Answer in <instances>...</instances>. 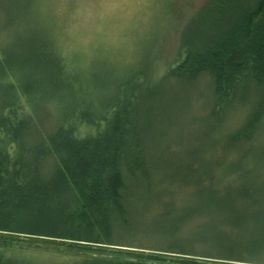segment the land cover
I'll use <instances>...</instances> for the list:
<instances>
[{"label":"trees","instance_id":"1","mask_svg":"<svg viewBox=\"0 0 264 264\" xmlns=\"http://www.w3.org/2000/svg\"><path fill=\"white\" fill-rule=\"evenodd\" d=\"M206 1L184 25L179 51L184 58L168 70V75L189 82L201 75L211 79L213 100L209 114L215 123L234 105L250 100L251 107L241 126L225 141L233 144L250 140L264 117V0ZM41 41L38 46L31 43L24 48L25 59L17 63L19 69L23 63L31 69L33 62L34 72L42 73L51 87L64 73L52 46ZM13 63L5 52H0V76L7 74L11 78ZM20 75L23 79L22 70ZM26 78L19 84H8L0 93V108L5 111L0 114V235L118 244L113 242L115 227L128 224L127 207L134 189L141 192L150 188L146 149L151 129L147 121L151 107L148 98L152 91L142 90L147 84L132 86L125 96L121 93L120 100L114 97L109 103H100L101 115L91 112L85 104L78 110L79 120L95 125L92 132L81 134L74 121H63L49 135L28 142L29 122L25 116L32 113L23 105L18 107L13 99H17L16 93L19 99L34 105L32 96L40 98L43 90L34 74ZM51 88L56 90V85ZM205 164L186 165L181 169L184 176L174 173L179 171V165L175 166L172 173H167L168 179L179 175V182H186L188 174L202 172ZM242 164L241 160L234 161L230 170L220 171L221 178L215 182V174L203 173L204 178L201 174L196 185L198 200L182 207L169 224L176 228L191 215L205 214L216 220L213 226L230 225L235 235L232 242L209 231L211 235L206 237L214 245V252L198 251L193 241L197 235H193L176 238L162 250L176 255L133 252L124 254L123 259L99 257L82 264L258 263L233 254L235 246L242 250L255 245L264 248L263 241L254 239L261 235L251 233L263 226L264 184L253 176L254 163ZM243 231L251 233L252 238L244 240L249 243L240 240ZM0 264L27 263L0 250Z\"/></svg>","mask_w":264,"mask_h":264},{"label":"rangeland","instance_id":"2","mask_svg":"<svg viewBox=\"0 0 264 264\" xmlns=\"http://www.w3.org/2000/svg\"><path fill=\"white\" fill-rule=\"evenodd\" d=\"M205 2L0 0V52H5L7 58L15 62L11 78L7 74L0 76V93L8 84H19L32 74L41 81L43 90L40 98L32 96L34 105L22 101L16 93L17 99H13L18 107L23 105L32 113L25 116L29 122L28 142L49 135L65 121H74L71 123L77 125L75 128L81 134L92 132L95 125L79 120L78 110L85 104L90 106L91 112L101 115L100 103H109L114 97L120 100L121 93L125 96L132 86L143 83L147 85L142 90L152 91V97L148 98L151 107L147 121L151 129L147 133L146 149L150 188L141 192L139 188L134 189L127 207L128 224L115 227L113 242L118 244L4 234L0 235V250L5 255L27 264H82L99 257L123 259L124 254L133 252L176 255L162 250L176 238L186 239L193 235H197V240L193 241L198 251L214 252V245L206 237L212 232L233 241L235 235L230 225L217 223L213 226L216 220L205 214L191 215L176 228L169 227L182 207L198 200L196 197L200 193L196 185L203 173L215 174V182L221 178L220 171L230 170L231 163L241 160L245 166L256 165L253 176L264 184V117L250 140L233 144L225 141L230 132L241 126L251 107L250 100L234 105L215 123L209 114L213 100L211 79L201 75L189 82L168 75V70L184 58L179 52L184 25ZM41 40L52 46L60 71L64 73V77L58 76L59 83L51 86L56 85V90L48 87L42 73L34 72L33 62L31 69L23 63L20 67L25 74L23 79L20 75L17 62L24 61V48L31 43L38 46ZM3 112L0 108V114ZM196 162L207 167L201 166L202 172L188 174L186 182L184 179L179 182V175L168 179L167 173H172L175 166L179 165V171L174 173L184 176L185 171L181 169L186 165L193 167ZM141 196L143 198H139ZM262 218V228L251 233L261 235L254 239L264 242V216ZM251 233L244 232L240 236L243 244L249 243L244 240L251 239ZM12 248L15 251H11ZM233 248V254L258 262L248 264H264V248L258 245L243 247V250L238 246Z\"/></svg>","mask_w":264,"mask_h":264}]
</instances>
